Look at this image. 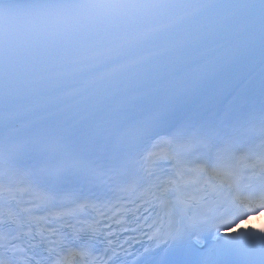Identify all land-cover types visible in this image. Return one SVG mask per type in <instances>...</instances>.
<instances>
[{
  "label": "snow or ice",
  "instance_id": "1",
  "mask_svg": "<svg viewBox=\"0 0 264 264\" xmlns=\"http://www.w3.org/2000/svg\"><path fill=\"white\" fill-rule=\"evenodd\" d=\"M259 212L264 0H0V264H264Z\"/></svg>",
  "mask_w": 264,
  "mask_h": 264
},
{
  "label": "clouds",
  "instance_id": "2",
  "mask_svg": "<svg viewBox=\"0 0 264 264\" xmlns=\"http://www.w3.org/2000/svg\"><path fill=\"white\" fill-rule=\"evenodd\" d=\"M248 218H246L243 221H241L239 223V225L236 228L231 229V231L232 232H238V231H240L242 229H244V230L253 229V230H257V231L264 230V221H262L260 225H255V226H247V225H245V226L242 227V224H245V222L247 221Z\"/></svg>",
  "mask_w": 264,
  "mask_h": 264
}]
</instances>
